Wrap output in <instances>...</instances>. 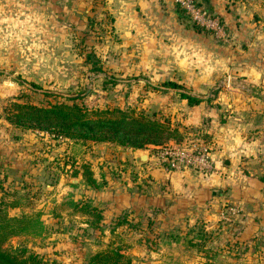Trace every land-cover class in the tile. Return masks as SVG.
Wrapping results in <instances>:
<instances>
[{
	"label": "rangeland",
	"instance_id": "374dc122",
	"mask_svg": "<svg viewBox=\"0 0 264 264\" xmlns=\"http://www.w3.org/2000/svg\"><path fill=\"white\" fill-rule=\"evenodd\" d=\"M196 1L219 21L220 35L191 22L173 0L181 23L200 35L194 64L150 65L145 28L172 41L161 34L166 13L154 11L164 0H0V216L37 215L43 224L39 233L11 237L7 249L46 264H90L94 254L116 249L129 264H264V251L230 239L239 232V207L221 200L210 213L186 183L156 179L147 162L132 158L149 154L157 167L159 147L209 148L212 114L217 121L234 116L248 137L264 138V0ZM129 11H147V25L128 32L120 14ZM88 51L101 73L90 70ZM166 81L202 101L192 108ZM73 102L143 113L166 124L169 138L134 148L12 123L16 105ZM253 158L247 162L264 161V153Z\"/></svg>",
	"mask_w": 264,
	"mask_h": 264
},
{
	"label": "crops",
	"instance_id": "0c3cea01",
	"mask_svg": "<svg viewBox=\"0 0 264 264\" xmlns=\"http://www.w3.org/2000/svg\"><path fill=\"white\" fill-rule=\"evenodd\" d=\"M210 1L216 7L215 0ZM164 2L166 7L163 9L157 7L154 11L157 15H162V12L166 13L167 18L164 17L162 21L164 30L161 34H169L172 41L167 44V40L159 32L148 31L145 28L146 33H149L144 37L145 47L149 48L148 56L151 58L147 62L150 65L162 62L193 65L194 51L199 49L201 41L200 35L181 23L178 19V11L172 8L173 0H164ZM148 16L147 11L141 15L137 11L135 15L129 11L128 15L120 14V22H123L128 27V32L131 33L135 24L147 25L146 17ZM118 20L116 15V25L119 23ZM159 44L162 47H158ZM181 45L185 46L183 51H180ZM157 47L161 49L155 52ZM165 48L168 50L169 59H164L167 58ZM189 51H192V54ZM248 75L255 76L253 71H248ZM165 78L169 79V77L162 76V79ZM197 111L198 109L193 112ZM209 116L211 124L209 153L213 163V169L210 172L203 174L189 168L170 171L160 167H151L149 164L152 156L149 154L144 167L156 179L169 180L175 186H179L177 183H186L188 186L186 192L193 198V201L199 207L208 204L210 213L217 211V206H220L218 202L221 200L239 207L242 212V219L238 220L239 232L237 235L234 233L230 235V239L250 243L255 248L249 247V249H253L252 251L256 254H261L264 251L262 246L264 245V161L257 160L255 163L251 160L252 163H248L247 160L264 153V138L248 137L245 123L243 125L234 123L231 121L234 116L224 121H217L213 114ZM137 155L139 153L132 155L134 161ZM214 215L212 214L213 217Z\"/></svg>",
	"mask_w": 264,
	"mask_h": 264
},
{
	"label": "trees",
	"instance_id": "16d2710c",
	"mask_svg": "<svg viewBox=\"0 0 264 264\" xmlns=\"http://www.w3.org/2000/svg\"><path fill=\"white\" fill-rule=\"evenodd\" d=\"M85 61L91 65L90 70L101 73L102 67L92 51L85 54ZM111 82L112 78L104 76ZM162 86L177 89L182 99L193 106L201 102L200 98L184 92L183 86L166 81ZM73 100V99H69ZM19 110L16 126L28 125L39 129L53 128L67 138L90 139L95 142H116L134 148L160 145L169 138L168 127L164 123L153 121L143 113H133L119 108L88 110L76 103H56L49 107L16 105ZM17 123V124H16ZM161 148V147H159ZM87 172V171H84ZM90 178V177H89ZM90 182H93L90 179ZM13 206V205H11ZM89 210V208H88ZM119 224V223H117ZM43 229L37 215L0 216V264H46L34 253H25L22 249H7L6 241L20 234H35ZM90 264H129L126 257L116 251L98 252L90 257ZM50 264H59L51 262Z\"/></svg>",
	"mask_w": 264,
	"mask_h": 264
},
{
	"label": "built area",
	"instance_id": "2783aa9c",
	"mask_svg": "<svg viewBox=\"0 0 264 264\" xmlns=\"http://www.w3.org/2000/svg\"><path fill=\"white\" fill-rule=\"evenodd\" d=\"M175 4L183 11L191 22L197 26L220 35L219 21L201 8L196 0H174ZM157 167L167 170H181L192 167V170L207 174L213 169L209 148L205 144H194L191 148L179 145H170L158 148L155 154ZM228 212L234 213L235 209L229 208Z\"/></svg>",
	"mask_w": 264,
	"mask_h": 264
},
{
	"label": "water",
	"instance_id": "95a60500",
	"mask_svg": "<svg viewBox=\"0 0 264 264\" xmlns=\"http://www.w3.org/2000/svg\"><path fill=\"white\" fill-rule=\"evenodd\" d=\"M147 155L146 153H139V155H137L135 162L137 164H141V163H145L147 161Z\"/></svg>",
	"mask_w": 264,
	"mask_h": 264
}]
</instances>
